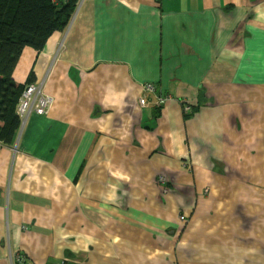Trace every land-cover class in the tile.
I'll list each match as a JSON object with an SVG mask.
<instances>
[{
	"label": "crops",
	"instance_id": "obj_1",
	"mask_svg": "<svg viewBox=\"0 0 264 264\" xmlns=\"http://www.w3.org/2000/svg\"><path fill=\"white\" fill-rule=\"evenodd\" d=\"M31 73L0 264H264V0H79Z\"/></svg>",
	"mask_w": 264,
	"mask_h": 264
},
{
	"label": "trees",
	"instance_id": "obj_2",
	"mask_svg": "<svg viewBox=\"0 0 264 264\" xmlns=\"http://www.w3.org/2000/svg\"><path fill=\"white\" fill-rule=\"evenodd\" d=\"M79 0H0V150L15 143L22 126L18 112L21 95L35 83L33 73L24 83L14 73L24 49L41 51L48 38L66 30ZM1 199V189H0Z\"/></svg>",
	"mask_w": 264,
	"mask_h": 264
},
{
	"label": "built area",
	"instance_id": "obj_3",
	"mask_svg": "<svg viewBox=\"0 0 264 264\" xmlns=\"http://www.w3.org/2000/svg\"><path fill=\"white\" fill-rule=\"evenodd\" d=\"M146 86L148 87V90L154 91L153 84H146ZM141 99L142 103H145V98ZM167 100V98H161L159 102L160 104H163ZM52 103L53 97L44 91L42 82L31 83L25 87L21 95L18 112L21 114L22 120L24 121L31 113H37L39 115L46 114ZM185 108L189 109L187 105ZM181 219L185 220V216H181Z\"/></svg>",
	"mask_w": 264,
	"mask_h": 264
},
{
	"label": "rangeland",
	"instance_id": "obj_4",
	"mask_svg": "<svg viewBox=\"0 0 264 264\" xmlns=\"http://www.w3.org/2000/svg\"><path fill=\"white\" fill-rule=\"evenodd\" d=\"M21 63H22V61H21Z\"/></svg>",
	"mask_w": 264,
	"mask_h": 264
}]
</instances>
